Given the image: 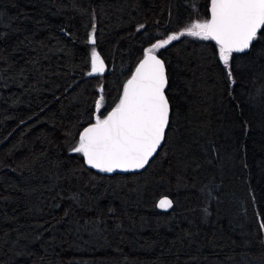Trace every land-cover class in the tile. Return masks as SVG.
<instances>
[{
  "label": "trees",
  "instance_id": "16d2710c",
  "mask_svg": "<svg viewBox=\"0 0 264 264\" xmlns=\"http://www.w3.org/2000/svg\"><path fill=\"white\" fill-rule=\"evenodd\" d=\"M209 17L210 0H0V264H264V29L231 79L215 41L157 52L171 112L143 171L71 152L144 49Z\"/></svg>",
  "mask_w": 264,
  "mask_h": 264
},
{
  "label": "snow or ice",
  "instance_id": "6c2138e0",
  "mask_svg": "<svg viewBox=\"0 0 264 264\" xmlns=\"http://www.w3.org/2000/svg\"><path fill=\"white\" fill-rule=\"evenodd\" d=\"M262 29L264 0H210L209 18L195 20L144 49L143 59L123 86L119 102L106 115L94 114L95 122L83 129L71 152L81 154L88 166L101 172L143 169L165 140L171 112L165 94L168 84L165 61L157 52L185 35L215 41L219 58L231 79L233 53L248 50L260 38ZM94 32L93 29L89 40L93 45ZM90 63L89 75L102 74L105 70L95 48L91 50ZM103 99L101 96L96 101V113H100ZM171 206L172 201L167 197L158 202L162 209Z\"/></svg>",
  "mask_w": 264,
  "mask_h": 264
},
{
  "label": "water",
  "instance_id": "95a60500",
  "mask_svg": "<svg viewBox=\"0 0 264 264\" xmlns=\"http://www.w3.org/2000/svg\"><path fill=\"white\" fill-rule=\"evenodd\" d=\"M250 49V48H249ZM248 49V50H249ZM248 50H246L245 52H247ZM245 52H242V53H245ZM143 59V58H142ZM139 64V63H138ZM138 66V65H137ZM166 67V66H165ZM135 71V70H134ZM104 72V71H103ZM134 73V72H133ZM166 74H167V70H166ZM131 78V77H130ZM168 78V77H167ZM168 85V84H167ZM165 94H166V92H165ZM167 95V94H166ZM168 97V96H167ZM169 100V99H168ZM170 104V103H169ZM89 126V125H88ZM166 131H167V129H166ZM166 131H165V137H166ZM163 143H164V141L162 142V144H161V146H160V148L157 150V152L153 155V157L149 160V163L151 162V160L156 156V154L158 153V151L161 149V147L163 146ZM149 163L143 168V169H139V170H135V171H120V170H117V171H115V172H112V173H122V174H127V173H139V172H141V171H143L144 169H146L147 167H148V165H149ZM90 167V166H89ZM97 170V169H96ZM97 171H99V170H97ZM99 172H101V171H99ZM101 173H103V174H107V175H109V174H112V173H106V172H101ZM165 197H167V199H169V200H171L172 201V206L170 207V208H168V209H162V208H160V207H158L161 211H165V212H167V211H170L172 208H173V206H174V202H173V200H172V198L170 197V196H164V197H161V199L162 198H165ZM160 199V200H161ZM159 200V201H160ZM158 201V202H159ZM157 206H158V203H157Z\"/></svg>",
  "mask_w": 264,
  "mask_h": 264
},
{
  "label": "rangeland",
  "instance_id": "374dc122",
  "mask_svg": "<svg viewBox=\"0 0 264 264\" xmlns=\"http://www.w3.org/2000/svg\"><path fill=\"white\" fill-rule=\"evenodd\" d=\"M92 34H93V31H91V35H90V37L92 36ZM90 40V39H89ZM92 48H95L96 49V51L100 54V52H99V50L97 49V47L96 46H94L93 44H91V50H92ZM100 57H101V55H100ZM89 72H91V69H90V71Z\"/></svg>",
  "mask_w": 264,
  "mask_h": 264
},
{
  "label": "bare ground",
  "instance_id": "6f19581e",
  "mask_svg": "<svg viewBox=\"0 0 264 264\" xmlns=\"http://www.w3.org/2000/svg\"><path fill=\"white\" fill-rule=\"evenodd\" d=\"M159 200H160V199H159ZM159 200H158V201H159ZM157 203H158V202H157Z\"/></svg>",
  "mask_w": 264,
  "mask_h": 264
}]
</instances>
